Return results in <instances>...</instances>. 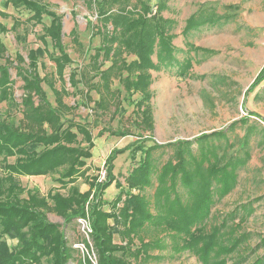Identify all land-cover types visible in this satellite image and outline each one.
<instances>
[{"label":"trees","instance_id":"trees-1","mask_svg":"<svg viewBox=\"0 0 264 264\" xmlns=\"http://www.w3.org/2000/svg\"><path fill=\"white\" fill-rule=\"evenodd\" d=\"M82 1L95 14L96 33L100 37V45L91 59L98 80L90 82L86 91L94 90L99 99L94 101L88 97L87 100L94 102V108L108 111L111 101L116 99L113 96L116 90L111 89L112 78L119 79L129 98L139 95L132 111L137 115L138 139L126 148L109 153L104 162L105 181L90 184V189L95 191L90 201V191L81 193L74 187L67 194L49 191L46 195L38 189L22 187L17 181L19 177L54 173H59L57 183H73L85 167V160L91 157L93 137L84 124L67 118L73 115L77 105L65 103L68 91L64 84L56 88L53 76H40L41 49H30L27 59L19 53L11 59L1 40L6 27L0 23V59L4 61L0 65V103L10 98L14 83L11 70L23 83L19 124L0 120V162L6 173L0 179V264H40L43 259L50 264H71L75 260L78 264H92L89 252L76 258L79 251L69 244L64 231L73 220L86 217L92 232L90 244L87 241L83 244L87 251L94 253L96 264L160 262L165 259L164 252H170L171 258L187 252L198 264H245L259 249L263 253L251 264H264V235L249 248L253 234L242 226L254 213L252 203L240 205L224 216L212 214L215 205L236 187L238 171L251 158L256 128L247 125L248 117L254 116L263 123L264 118L249 111L248 117L233 121L226 129L165 144L153 140L151 73L177 67L183 75L191 67V58L185 56L179 60L178 52L186 54L194 50L190 41L204 29L232 23L237 17L232 6L201 5L190 15L181 29L189 47L184 52L177 51L172 43L178 23L163 16L168 9L166 0H159L154 7L146 0ZM8 5L32 12L31 19L38 24L43 15L51 18L49 25L42 27L39 39L44 46L49 39L53 53H57L51 59L54 74L62 84L71 58L62 41L60 17L35 0H5L4 6ZM123 52L135 59L127 62L121 58ZM105 62L110 65L100 69ZM114 68L119 71H113ZM69 79L73 87L79 83L74 74ZM263 80L264 66L248 90L252 91ZM42 84L51 90L55 106L48 100ZM116 101V105L120 103L119 98ZM238 125L245 127L242 136L236 132ZM104 132L116 137L129 135L110 128H102L98 134ZM148 140L153 144L145 146ZM82 141L85 147L81 146ZM35 146L43 149L29 150ZM165 149L171 153L161 162L160 155ZM127 150L139 153L140 157L122 184L113 174L114 161ZM8 158H14V162L8 163ZM113 183L118 192L105 211L102 195ZM48 214L63 222L50 221ZM109 219L113 225L108 224ZM113 227L117 229L119 243L114 242ZM8 236L17 239L14 247L7 244L5 237Z\"/></svg>","mask_w":264,"mask_h":264},{"label":"rangeland","instance_id":"rangeland-1","mask_svg":"<svg viewBox=\"0 0 264 264\" xmlns=\"http://www.w3.org/2000/svg\"><path fill=\"white\" fill-rule=\"evenodd\" d=\"M35 1L47 5L48 9L61 19L62 41L71 58V63L64 70V82L61 84L54 74L55 65L51 58L57 53H53L49 39H46L45 46L39 39L43 34L42 27L49 25L50 17L43 15L41 23L38 24L31 19L32 12L23 7L4 6L5 0H0V23L6 27V32L1 34L2 43L11 59H15L16 53L27 59L30 49H41L38 58L40 76H53L56 88L64 84L68 91V95L64 98L65 103L77 105L73 115L67 118H73L75 122L84 124L88 128L92 133L93 147L90 150V159L85 160V167L81 169V173L77 174L73 183L66 182L63 185L57 183L55 180L59 177V173L19 177L17 181L25 189H38L42 195H46L49 191L67 194L72 187L78 188L81 193L90 191V201L95 193L93 188L90 189V184L99 183L98 172L101 168H105L104 162L109 153L113 149L126 148L138 139L140 130L136 126L137 115L132 111L133 103L139 99V95L129 98L119 79L112 78L111 89L116 90L113 93L116 99L111 101L108 111L94 108V102H89L87 98L91 97L96 101L99 96L94 90L87 93L86 91L90 82L98 80V75L94 76L96 71L92 69L91 62L95 49L100 45V37L96 33L95 14L82 0ZM146 1L154 7L159 0ZM166 4L168 9L162 13L163 16L175 19L178 23L174 31L176 37L172 41L177 51L185 52L189 49L181 35V29L186 19L196 13L201 5L218 8L223 5L232 6L237 17L230 24L204 29L196 34L190 41L195 51H187L186 54L178 52L179 60H183L185 56L191 58V67L183 75L178 73L177 67L151 73L152 83L149 91L152 96L150 109L154 121L153 140L158 144H165L179 139H191L201 133L226 129L233 121L248 117L249 111L264 118V80L252 91L248 90L259 70L264 66V37L262 36L264 0H166ZM13 25H15L14 29H12ZM121 58L127 62L135 59L128 52H123ZM3 63L4 61L0 59V65ZM97 63H101V58ZM109 65L110 62H105L100 69H106ZM113 71L118 72L119 69L114 68ZM71 74L75 75V80H79L76 87L71 85L69 79ZM123 75L126 73L123 72ZM11 79L14 83L11 85L10 98L0 103V120H7L18 125L22 117L20 104L23 83L15 76L14 70H11ZM42 87L50 103L55 106L54 96L49 87L45 84H42ZM117 98L120 103L116 105ZM247 125L256 128L251 141V158L247 165L238 171L236 187L215 205L212 214L218 217L224 216L240 205L252 203L254 213L242 226L245 231L253 234L249 242V248H253L259 236L264 235V123L251 116L248 117ZM102 128L123 130L129 135L116 137L107 132L99 135L98 132ZM236 132L242 136L245 127L238 125ZM78 140H81V136H78ZM80 144L82 147L86 146L84 141ZM152 144L150 140L145 142V146ZM42 149V146L29 148L30 151L36 152ZM170 153V149H165L160 155V161H166ZM139 157V153L127 150L115 159L113 174L122 184ZM7 161L13 163L14 158H8ZM5 174L0 162V179ZM117 192L114 183L104 191L103 210H108V202ZM87 205L88 203L86 207ZM48 218L52 222H63L54 214H48ZM108 224L113 225V220L109 219ZM64 231L73 248L76 244L87 241L77 220L66 225ZM113 231L114 242L119 243L115 232L116 227H113ZM5 240L11 247L17 244V239L12 237H5ZM77 250L79 252L76 258L82 254L86 255L85 250L83 253ZM88 252L93 264L95 255L91 250ZM262 253L263 250L259 249L245 264H251ZM163 256L164 260L148 264H198L196 258L187 252L175 258H171L170 252H164ZM40 264L50 263L47 259H43ZM71 264L78 263L75 260Z\"/></svg>","mask_w":264,"mask_h":264},{"label":"built area","instance_id":"built-area-1","mask_svg":"<svg viewBox=\"0 0 264 264\" xmlns=\"http://www.w3.org/2000/svg\"><path fill=\"white\" fill-rule=\"evenodd\" d=\"M262 36L264 37V30L262 32ZM105 178H106V169L101 168L100 171L98 172V182L99 183L103 182L105 180ZM77 222L81 225V232L83 233V235L87 239V242L90 244V241H88V240H90V234H91L92 230H91L88 218L87 217L86 218H78ZM74 247L79 249L82 253H83V250H85L86 254H88V251L85 248L83 243L76 244ZM93 264H96V261Z\"/></svg>","mask_w":264,"mask_h":264}]
</instances>
